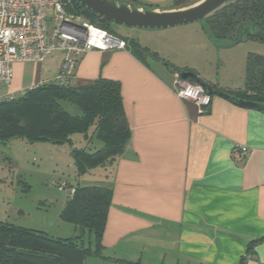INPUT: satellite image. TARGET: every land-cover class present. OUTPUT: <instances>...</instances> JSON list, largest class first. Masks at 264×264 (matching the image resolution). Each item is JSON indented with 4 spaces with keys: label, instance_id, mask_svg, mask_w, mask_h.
Wrapping results in <instances>:
<instances>
[{
    "label": "crops",
    "instance_id": "0c3cea01",
    "mask_svg": "<svg viewBox=\"0 0 264 264\" xmlns=\"http://www.w3.org/2000/svg\"><path fill=\"white\" fill-rule=\"evenodd\" d=\"M172 9L178 8L164 10ZM202 28L215 42L204 22ZM139 45L156 55L93 50L80 57L74 71L77 86L98 78L119 82L130 129L111 175L102 168L86 173L96 170L112 183L105 253L143 264H239L241 258V264H264V113L216 95L201 112L179 99L173 85L175 69H183L206 84L241 88L250 52L204 47L198 54L151 40ZM62 63L60 53L41 64L14 63L12 81H0V98L54 80ZM100 145L95 141L94 147ZM86 174L81 182H98ZM254 239L260 241L247 252Z\"/></svg>",
    "mask_w": 264,
    "mask_h": 264
},
{
    "label": "trees",
    "instance_id": "16d2710c",
    "mask_svg": "<svg viewBox=\"0 0 264 264\" xmlns=\"http://www.w3.org/2000/svg\"><path fill=\"white\" fill-rule=\"evenodd\" d=\"M69 10L112 33L108 21L98 22L96 15L76 0ZM245 21L254 22L264 31V0H229L204 18V28L213 41L229 42L234 38L237 26ZM244 36L256 38L250 29H245ZM123 39L130 51L156 55L141 47L136 39ZM188 79L202 83L206 89H223L240 99L264 102V56L260 54H247L241 88L224 89L206 84L196 74ZM89 129L92 130L90 140L94 138L101 145L71 148L75 182L68 183V187H73L74 193L67 198L59 214V218L73 225L79 234L59 238L41 230L0 221V264H86V259L93 256L123 264H143L140 260L128 261L104 251L102 238L111 205L112 183L85 184L80 181V177L90 170L111 169L129 140L130 129L123 111L119 82L98 78L92 84L67 86L52 80L11 99H0V143L18 137L29 142L70 143L74 133L87 136ZM258 241L260 239L250 241L247 252H251ZM243 261L241 258L239 264Z\"/></svg>",
    "mask_w": 264,
    "mask_h": 264
},
{
    "label": "rangeland",
    "instance_id": "374dc122",
    "mask_svg": "<svg viewBox=\"0 0 264 264\" xmlns=\"http://www.w3.org/2000/svg\"><path fill=\"white\" fill-rule=\"evenodd\" d=\"M131 7L144 10L178 8L197 0H116ZM202 21L167 29H144L119 25L108 21L113 34L122 38H133L139 43L155 41L160 47H184L200 53L204 47H219L209 40L202 28ZM235 49L264 56V41L243 37V40L230 49H221L222 53H232ZM179 53V52H178ZM201 54V53H200ZM182 55V54H178ZM198 56V55H197ZM199 58L201 61V56ZM199 61V62H200ZM1 86L3 84H0ZM92 130L87 136L74 133L70 143L54 144L48 141L29 142L24 138H12L0 143V221L17 226L41 230L50 236L71 238L79 234L73 225L59 218L66 199L67 189L59 185L75 182V164L71 156L72 147L93 148L95 139L90 140ZM98 143V142H97ZM111 175L112 171L107 172ZM98 182H105V176L98 171L86 174ZM84 183V182H83ZM85 235V240H87ZM136 261H139L137 259ZM86 264H113L99 257H88Z\"/></svg>",
    "mask_w": 264,
    "mask_h": 264
},
{
    "label": "built area",
    "instance_id": "2783aa9c",
    "mask_svg": "<svg viewBox=\"0 0 264 264\" xmlns=\"http://www.w3.org/2000/svg\"><path fill=\"white\" fill-rule=\"evenodd\" d=\"M72 4L73 0H0L1 82L12 81L16 62L41 64L50 55L60 53L63 63L54 81L71 86L75 84V67L83 54L127 47L122 37L70 11ZM173 85L179 99L193 102L201 112L210 105L211 95L202 83L183 79L177 73ZM240 150L243 154L248 152L245 147ZM65 186L60 184L59 188L67 189V197L72 196L74 188Z\"/></svg>",
    "mask_w": 264,
    "mask_h": 264
},
{
    "label": "water",
    "instance_id": "95a60500",
    "mask_svg": "<svg viewBox=\"0 0 264 264\" xmlns=\"http://www.w3.org/2000/svg\"><path fill=\"white\" fill-rule=\"evenodd\" d=\"M228 1L200 0L187 7L158 11L154 9L144 10L139 7L133 8L127 4L118 3L116 0H76L80 6L95 14L98 22L113 21L119 25L144 29H165L200 22ZM245 29H250L254 37L264 41V31L259 30L254 22L245 21L237 26L234 38L231 41L218 43L219 48H230L237 45L243 40ZM179 74L183 79L195 76L194 72L186 70ZM207 91L211 96H221L240 107L255 109L264 113V102L240 99L230 95L223 89L209 87Z\"/></svg>",
    "mask_w": 264,
    "mask_h": 264
},
{
    "label": "flooded vegetation",
    "instance_id": "af4514ba",
    "mask_svg": "<svg viewBox=\"0 0 264 264\" xmlns=\"http://www.w3.org/2000/svg\"><path fill=\"white\" fill-rule=\"evenodd\" d=\"M188 79V78H187Z\"/></svg>",
    "mask_w": 264,
    "mask_h": 264
}]
</instances>
